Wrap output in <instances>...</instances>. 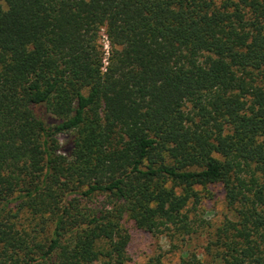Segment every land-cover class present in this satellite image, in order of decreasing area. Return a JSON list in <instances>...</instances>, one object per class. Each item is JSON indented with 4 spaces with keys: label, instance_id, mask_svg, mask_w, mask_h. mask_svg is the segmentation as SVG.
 <instances>
[{
    "label": "trees",
    "instance_id": "trees-1",
    "mask_svg": "<svg viewBox=\"0 0 264 264\" xmlns=\"http://www.w3.org/2000/svg\"><path fill=\"white\" fill-rule=\"evenodd\" d=\"M131 231L264 264V0H0V264H127Z\"/></svg>",
    "mask_w": 264,
    "mask_h": 264
},
{
    "label": "rangeland",
    "instance_id": "rangeland-1",
    "mask_svg": "<svg viewBox=\"0 0 264 264\" xmlns=\"http://www.w3.org/2000/svg\"><path fill=\"white\" fill-rule=\"evenodd\" d=\"M103 38V37H102ZM104 49L108 51L109 47L105 38L102 39ZM212 192L210 199H203L201 207L197 210L196 218L203 222L212 225L223 219L227 212L224 205L223 193L219 186H209ZM192 217L193 214H190ZM131 240L128 244V255L131 261L127 264H144L149 257L162 253V264H178L180 254L185 249L194 250L199 254L200 258L206 260L202 254L203 249L200 246L203 243V238L192 239L187 245L181 241L170 242L167 238L158 235L153 236L149 233L131 231Z\"/></svg>",
    "mask_w": 264,
    "mask_h": 264
}]
</instances>
